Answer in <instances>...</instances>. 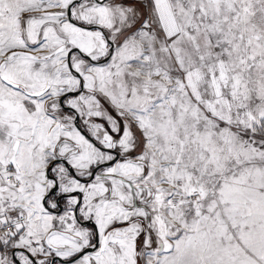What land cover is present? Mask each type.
<instances>
[{
  "label": "snow or ice",
  "instance_id": "snow-or-ice-1",
  "mask_svg": "<svg viewBox=\"0 0 264 264\" xmlns=\"http://www.w3.org/2000/svg\"><path fill=\"white\" fill-rule=\"evenodd\" d=\"M0 264H264V0H0Z\"/></svg>",
  "mask_w": 264,
  "mask_h": 264
}]
</instances>
